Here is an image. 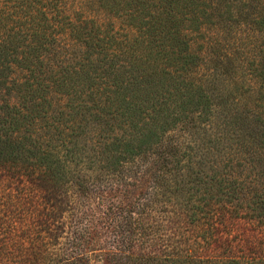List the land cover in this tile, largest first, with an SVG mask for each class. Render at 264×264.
Instances as JSON below:
<instances>
[{
	"label": "trees",
	"instance_id": "16d2710c",
	"mask_svg": "<svg viewBox=\"0 0 264 264\" xmlns=\"http://www.w3.org/2000/svg\"><path fill=\"white\" fill-rule=\"evenodd\" d=\"M92 258L264 264V0H0V264Z\"/></svg>",
	"mask_w": 264,
	"mask_h": 264
},
{
	"label": "rangeland",
	"instance_id": "374dc122",
	"mask_svg": "<svg viewBox=\"0 0 264 264\" xmlns=\"http://www.w3.org/2000/svg\"><path fill=\"white\" fill-rule=\"evenodd\" d=\"M142 184H140L141 186ZM135 192V191H134ZM90 264H101V262L99 261V259L97 258H92L91 261H90Z\"/></svg>",
	"mask_w": 264,
	"mask_h": 264
}]
</instances>
